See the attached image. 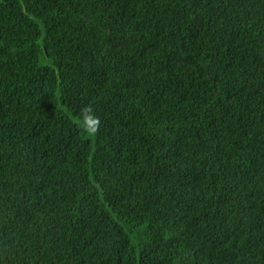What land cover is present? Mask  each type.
<instances>
[{
	"label": "trees",
	"instance_id": "obj_1",
	"mask_svg": "<svg viewBox=\"0 0 264 264\" xmlns=\"http://www.w3.org/2000/svg\"><path fill=\"white\" fill-rule=\"evenodd\" d=\"M0 264H264V0H0Z\"/></svg>",
	"mask_w": 264,
	"mask_h": 264
},
{
	"label": "clouds",
	"instance_id": "obj_2",
	"mask_svg": "<svg viewBox=\"0 0 264 264\" xmlns=\"http://www.w3.org/2000/svg\"><path fill=\"white\" fill-rule=\"evenodd\" d=\"M82 136L95 137L100 129L101 120L96 115L92 105H88L81 110V117L75 121Z\"/></svg>",
	"mask_w": 264,
	"mask_h": 264
}]
</instances>
